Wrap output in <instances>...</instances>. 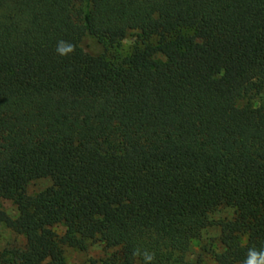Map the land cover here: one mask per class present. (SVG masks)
I'll use <instances>...</instances> for the list:
<instances>
[{"label":"trees","instance_id":"trees-1","mask_svg":"<svg viewBox=\"0 0 264 264\" xmlns=\"http://www.w3.org/2000/svg\"><path fill=\"white\" fill-rule=\"evenodd\" d=\"M0 227V264L264 250V0H0Z\"/></svg>","mask_w":264,"mask_h":264},{"label":"rangeland","instance_id":"rangeland-1","mask_svg":"<svg viewBox=\"0 0 264 264\" xmlns=\"http://www.w3.org/2000/svg\"><path fill=\"white\" fill-rule=\"evenodd\" d=\"M134 38L129 37L122 41V44L119 47V52L122 54H127L131 51L133 47ZM50 181L48 179H40L35 182V184L32 185L31 189L33 190H40L42 188H45L46 186L50 185ZM3 207L12 215H15L17 213L16 206L11 201H3ZM215 219H220L223 217L230 216V211L227 210H219L216 211L212 215ZM54 232L57 236H61L65 232V228L61 225L54 227ZM218 231L215 228H209L206 231H204L203 236L201 240L196 241L194 243L193 250L191 251V254L189 255L191 259H196L198 255L201 252L202 245H210L215 242V239L217 237ZM23 241L22 237H18L14 233L4 229L3 227H0V249H3L5 246H10L13 244H17L19 242ZM66 256L68 261L71 264H89L91 259H97L101 257L103 253V249L101 246L95 244L90 247L88 251H80L75 248H66ZM208 260V264H214L213 261L210 259Z\"/></svg>","mask_w":264,"mask_h":264},{"label":"clouds","instance_id":"clouds-1","mask_svg":"<svg viewBox=\"0 0 264 264\" xmlns=\"http://www.w3.org/2000/svg\"><path fill=\"white\" fill-rule=\"evenodd\" d=\"M75 48L76 46L69 42L59 41L57 43L56 51L60 56H68L69 54L75 52ZM139 254L140 253L138 250L134 252V255H139ZM153 259H154V254H149V253L144 254L145 264H151ZM243 264H264V250L257 252L255 248H250Z\"/></svg>","mask_w":264,"mask_h":264}]
</instances>
